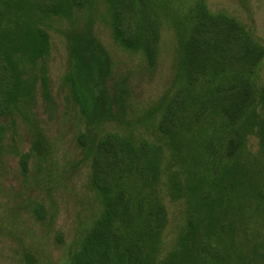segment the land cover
<instances>
[{
	"label": "rangeland",
	"instance_id": "rangeland-1",
	"mask_svg": "<svg viewBox=\"0 0 264 264\" xmlns=\"http://www.w3.org/2000/svg\"><path fill=\"white\" fill-rule=\"evenodd\" d=\"M37 1L56 5L51 8L55 13L60 11L58 3L63 0ZM192 1L122 0V22L155 36L153 65L141 49H127L114 40L103 0L91 14L82 6L83 0L72 1L75 15L71 25L77 29L90 25L92 34L107 50L111 89L114 93L125 89L126 119L131 125L88 121L70 89V59L63 33L70 29V22L51 13L42 25L48 35V51L36 62L35 84L28 94L31 97L25 103L23 99V105L0 113V264H24L25 252L33 256L34 264H71V255L80 247L86 231L101 217L102 195L92 183V160L79 135L92 132L100 139L107 133H131L138 148L142 140L160 144L161 114L150 117L146 111L172 84L178 33L186 30L188 35L193 28L189 27ZM204 4L209 13H225L251 31L258 48L240 51L232 68L241 71L243 77L234 80L228 73L230 51L225 47L226 37L218 43V38L212 36L208 46L213 56L205 69L199 67V79L190 91L193 98L182 106V114L177 116L180 120L174 124L197 147L204 160V173L221 167L238 151L241 137H246L252 164L261 169L264 177V125L246 136L241 126L252 97L256 98L255 114L264 120V0H204ZM220 69L225 72L218 74ZM3 90L0 86V97ZM35 130L46 148L43 157L32 150ZM184 153L186 149L182 148ZM188 162L183 159V164ZM161 164L167 165V159H162ZM134 167L130 192L143 184L139 179L141 162L134 160ZM252 185L253 190L257 188L264 194V178ZM162 202L167 216L160 237L159 257L163 259L177 247L179 234L187 227L189 203L186 197L172 200L166 194ZM255 203L259 202L254 201L252 207ZM37 208L41 216L37 215ZM259 216L249 219L247 214L241 215L233 242L223 252L225 264H264V214ZM253 219L261 223L255 225ZM251 228H258L261 233L253 235ZM242 242L248 243L244 260L239 259ZM255 244L256 251L252 248Z\"/></svg>",
	"mask_w": 264,
	"mask_h": 264
},
{
	"label": "trees",
	"instance_id": "trees-1",
	"mask_svg": "<svg viewBox=\"0 0 264 264\" xmlns=\"http://www.w3.org/2000/svg\"><path fill=\"white\" fill-rule=\"evenodd\" d=\"M72 1L59 2L60 11L54 13L51 11L57 7L54 4L0 0V86L5 88L0 97V113L17 108L23 99L25 103L31 97L28 94L35 84L36 62L48 51V35L42 25L54 13L70 22V29L63 32L70 59V89L82 113L90 122L104 120L131 125L126 119L125 89L119 93L111 89V59L107 50L92 34L90 25L83 29L71 25L75 15ZM99 1L83 0L82 6L91 14ZM103 1L111 18L114 40L127 49H141L148 63L153 65L155 36L122 22V0ZM191 4L193 12L189 22L192 26L189 27L193 28L188 35L186 30L178 33V58L172 84L146 111V116L150 117L161 114L160 144L142 140L138 148L131 133H107L100 139L92 132L79 135L86 155L92 160V183L102 195L103 212L71 255V264H225L223 252L233 242L235 225L241 215L247 214L252 219L264 214V194L257 188L253 190L252 185L264 177L261 169L252 164L245 146L246 137H241L238 151L207 174L201 170L204 160L197 147L190 144V138L174 124L182 114V106L193 98L190 91L199 79V67L205 69L213 56L208 46L212 36L218 38V43L226 37L225 47L230 51L228 73H232L234 80L243 77L241 71L232 68V64L238 62L240 51L258 48L253 43V33L231 16L209 13L204 0H193ZM224 72L220 69L218 74ZM261 96H264V88ZM256 108V98L252 97L242 119L244 136L264 125L263 118L255 114ZM34 134L32 150L43 157L46 148L42 136L36 130ZM182 148L186 149L183 155ZM164 158L167 165L162 166ZM183 159L188 160V164H183ZM134 160L142 164L139 179L143 184L130 192ZM21 164L25 170L24 157ZM164 194L172 200L186 197L189 207L187 227L180 232L177 247L162 259L159 257L160 237L167 222L162 202ZM256 200L259 203L252 207ZM36 211L41 216L39 208ZM253 220L255 225L261 223ZM249 231L253 235L261 233L258 228ZM247 246L248 243L243 242L239 246L240 260L246 257ZM257 247V244L252 246L254 251ZM23 258L24 264H34L28 252Z\"/></svg>",
	"mask_w": 264,
	"mask_h": 264
}]
</instances>
